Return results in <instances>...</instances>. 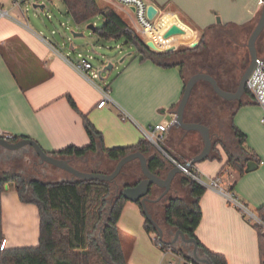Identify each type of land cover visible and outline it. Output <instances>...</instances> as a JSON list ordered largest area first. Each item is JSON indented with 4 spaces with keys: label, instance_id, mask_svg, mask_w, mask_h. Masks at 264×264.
I'll return each mask as SVG.
<instances>
[{
    "label": "crops",
    "instance_id": "0c3cea01",
    "mask_svg": "<svg viewBox=\"0 0 264 264\" xmlns=\"http://www.w3.org/2000/svg\"><path fill=\"white\" fill-rule=\"evenodd\" d=\"M146 1L158 10L156 23L147 32L148 37L138 34L147 46L152 43L158 51L186 48L183 43L190 35H199L201 39L202 36L218 34L228 27H253L263 2ZM0 6L8 9L10 15L17 19L0 18V128L4 133L19 139H32L44 151L51 153L70 145L80 148L90 144L82 114L102 134L103 144L107 148L134 145L142 137L143 129L172 119L184 88V75L180 72V67H164L150 60L140 61L136 52L121 69L116 68L118 71L110 81L96 83L74 70L63 58L67 55H62L59 51L62 55L59 56L47 44L45 46L35 39L33 34L36 33L24 25L21 10L13 7L11 0H0ZM115 11L128 22L122 12ZM174 24L183 33L164 37V32ZM122 58L125 61L126 57ZM98 78L103 80L102 76ZM104 89H109L112 102L99 108L97 104L103 97ZM68 97L72 98L76 109L70 105ZM242 101L244 104L236 110L233 123L246 135L247 149L256 155L257 161H253L258 166L239 174L231 166L225 165L227 151L224 147L225 153L221 161L208 158L195 164L205 178H202L203 181L207 183L199 199L201 219L195 235L209 251L224 255L227 264H263L258 250V233L253 224L217 187L209 184L210 179L219 178V186L229 189L232 186V194L255 213L264 206V122L261 121L264 111L246 96ZM120 109L128 114L129 119L121 118ZM184 138L182 136L181 140ZM231 138L234 141L232 134ZM179 143L180 141L174 146L177 158H188L192 151H183L178 146ZM31 151L33 152L32 149ZM67 159L73 165H85L89 169L96 168L106 173L116 164L99 147L83 158ZM110 162L113 163L108 170ZM39 165L40 163L38 167ZM171 166V163H166L161 170L162 175ZM225 168L229 181L223 185L221 172ZM128 170L138 173L135 163L129 165ZM233 173L239 174L236 180L233 179ZM181 175L174 178L179 185ZM124 177L119 180L123 182ZM7 185L8 188H4L1 194L4 248L36 246L39 238L37 207L20 201L14 183ZM183 188L187 190L188 197L189 189ZM171 190L170 195L178 196V191ZM152 192L155 197L160 190L152 189ZM155 207L154 205L152 209L156 210ZM6 211H10L11 223L17 225V229L5 226L3 221ZM144 222L145 217L139 204L127 201L118 220L120 242L127 263L166 264V255L154 243V236L146 232ZM160 227L163 229L164 241H170L174 232L164 224L162 218ZM176 244L185 251L190 248L188 243L180 240Z\"/></svg>",
    "mask_w": 264,
    "mask_h": 264
},
{
    "label": "trees",
    "instance_id": "16d2710c",
    "mask_svg": "<svg viewBox=\"0 0 264 264\" xmlns=\"http://www.w3.org/2000/svg\"><path fill=\"white\" fill-rule=\"evenodd\" d=\"M61 1L67 14L77 23L100 15L103 24L100 27H95L94 33L101 39H122L125 44L132 45L139 54L140 61L150 60L164 67H180V72L184 75V84L186 82L187 58L192 53H199L204 50V36L191 48H178L168 51L153 50L144 43L142 37L113 8L106 5L100 6L97 0ZM218 34H222V32L219 31ZM256 49L258 56L261 54L263 56L260 57L264 58V46L260 48L257 41ZM214 56L212 59L209 57L204 60L202 68L196 71L208 72L216 79L220 87L225 90H233L238 82L236 83L232 67L229 68L228 62L222 60L218 55ZM245 96L254 101L247 91ZM68 101L76 109L71 97H68ZM209 101L227 105L226 100L218 97L206 82L199 81L191 93L185 109L184 120L207 125L213 141L212 152L208 158L220 159L216 147L222 145L227 151L225 165H229L239 174H243L246 160L257 161L256 155L246 147V135L233 123L236 110L243 106L244 102L242 99L236 101L231 110L229 126L234 139L231 150L223 144L222 140L218 139V133H212L209 123L212 117ZM81 116L90 144L80 148L70 145L58 151L47 152L48 154L60 158H83L88 152H95L99 147L109 160L117 162L131 152L140 151L148 158L149 170L162 175L161 170L168 162L155 149H152L153 146L148 140L141 137L134 145L107 148L103 144L102 134L93 126L86 115L82 114ZM18 139L19 137L15 136L10 141ZM184 141L182 139L180 143L185 144ZM197 153L198 151H193L188 158ZM175 158L182 161V158H177V156ZM132 163L133 161L127 163L123 169ZM122 177H124L123 182L119 180ZM137 178L136 173H129L128 175L120 173L115 182H106L79 180L70 174L69 178L44 180L38 176H25L20 172L1 171L0 245L3 240L1 194L4 191V186L8 183H14L20 201L34 204L37 207L39 238L36 246L0 249V264H128L118 231V220L124 204L128 201L121 195V190L123 187L136 184ZM116 183L119 185L117 195ZM180 184L189 189L188 197L168 195L160 214L155 217L152 213L153 217L159 225L162 218L164 224L173 232L180 230L186 238H194L198 244V255L207 258L211 264H227L224 255L209 251L198 241L195 235V229L201 219L199 199L206 189L205 186L184 174L180 177ZM232 189L231 186L230 190ZM149 193L152 195V188ZM138 204L142 209L140 203ZM153 206L154 204L148 205L151 212H153L151 209ZM256 214L264 221V206L256 210ZM144 227L149 235L154 236L153 241L156 245L158 242L168 245L167 242L159 240L156 228L146 219ZM253 227L258 233L259 256L264 264V234L259 226L253 224ZM171 246L183 257L192 259L196 264H203L193 258L192 244H189L190 248L187 251L177 246L176 243Z\"/></svg>",
    "mask_w": 264,
    "mask_h": 264
},
{
    "label": "rangeland",
    "instance_id": "374dc122",
    "mask_svg": "<svg viewBox=\"0 0 264 264\" xmlns=\"http://www.w3.org/2000/svg\"><path fill=\"white\" fill-rule=\"evenodd\" d=\"M97 1L100 6L106 5L112 8V6L106 2H103L101 0ZM42 3H44L45 5L43 9L34 8L31 4H27L26 6L22 7L24 14H22L21 17L23 19L24 25L28 26L34 33H36V35L33 34V36L41 44L46 46V43L41 39L43 38L51 45L56 47L58 51L62 53V55H67L72 59L74 57H77V55L81 53L89 57V60L93 65V69L96 72L103 69V67L109 62L112 63L113 69L111 71H103L101 73L103 80H100V78L98 77H92V75H90L92 77V81L99 84L110 81L118 71V69L116 68L121 69L123 64L126 63L130 59V57L136 53V49L130 44H125L122 39H101L87 28L89 24L94 25V27H100L103 24V19L100 15L94 16L87 21L77 23L69 14H67L66 8L61 0H44V2H40V4ZM26 8L27 11H25ZM253 27H228L226 30L221 31L222 34L204 36V50L199 53H192L186 60V80L193 74V72L202 68V63L204 62V60L209 57L212 59L215 57L214 55H218L220 58H222V60L228 62L229 68L232 67L233 75L237 83L242 72L249 64V54L246 44ZM72 32L82 33L83 36L74 37L72 35ZM262 33L260 34V36H262H259L260 38L257 40V44L260 48L264 46V32ZM199 39V35H190L185 40L183 45L186 48L194 47L198 43ZM71 44L73 45V48L70 47ZM150 48L157 51L159 50L155 46H151ZM129 53H131V55L128 56L127 54ZM260 56L263 55L260 54ZM122 57H126L125 61L123 62L120 61ZM235 88L236 87H234V89ZM209 106L211 108L210 110L212 116L209 121L212 133H218V136L221 138L223 144L232 150V132L229 126L231 109L226 104L223 105L222 103L219 104L210 101ZM235 115L236 113L234 114V116ZM182 136L185 137V144L181 142L179 146H181L183 151L189 152V150H191L192 152H199L201 150L202 140L197 132H185L184 130L175 126L169 132L167 141L164 145L165 149L170 155L175 157L177 156L174 152V146L181 140ZM222 147V145L220 147H217V153L220 159H215L216 161H221L222 157L224 156L223 153H225V151ZM246 147H248L247 144ZM152 149L155 148L153 147ZM38 163H40L39 158L31 151V148L29 146H24L18 150L13 151L0 147V172L3 170L20 172L25 176H38L43 178L44 180H60L70 177L69 173L57 169L49 164L46 165L40 163L38 167ZM112 163L113 162H110V165L107 166L108 170L110 166H112ZM133 163H135L138 167V177H141L142 175L139 170L137 160H134ZM74 167L82 171H89V168L85 165L81 166L75 164ZM122 173L128 175L129 173H131V171H129L128 167H126L122 170ZM235 174L237 175V173L232 174L234 180H236L239 176L238 174L236 177H234ZM221 175L223 178L221 180V183L224 185V182L229 181L226 168L222 170ZM171 187L172 192L174 190L178 191V196L184 198L187 197V190L179 185L177 179H174ZM3 222L8 228L14 227V229H17L18 227L17 225L11 223L10 211H6L5 221ZM165 255L166 264H168V262L173 259V256L169 253Z\"/></svg>",
    "mask_w": 264,
    "mask_h": 264
},
{
    "label": "water",
    "instance_id": "95a60500",
    "mask_svg": "<svg viewBox=\"0 0 264 264\" xmlns=\"http://www.w3.org/2000/svg\"><path fill=\"white\" fill-rule=\"evenodd\" d=\"M33 7L43 9L44 4H34ZM132 10H134L133 7H132ZM157 12L158 10L156 9L154 5L149 4L147 6L146 15L149 20H153ZM87 28L92 33H94L95 31L94 25L89 24ZM263 30H264V0L262 2V7L260 10L258 19L249 34L247 44H246V47L248 49V54H249V64L246 66V68L242 72L238 80L236 89L234 91H228L220 87L216 79L212 75L206 72L194 73L186 80L181 98L174 112L176 126L184 130L185 132H190V131L197 132L200 135L201 140H202V148L197 154L188 158L187 161L183 163L181 166H175V165L171 166L164 176L151 172L149 170L147 166L148 158L140 151H134V152H131L123 156L116 162L114 168L109 173H105V172H100V171L79 170L76 167H74L72 164H70L69 159L55 157V156L48 154L38 145L36 141L29 139V138H21L16 141H10L4 138H0V147L13 151V150H18L24 146H29L33 150L34 154L39 158L40 162L49 164L51 166L56 167L57 169L63 170L71 174L74 178H77L79 180H99V181H106V182H115L119 174L122 173L123 167L129 162L137 160L139 168H140V172L142 175V179L134 185L123 187L121 190V195L128 201L140 203V205L142 206V212L144 214L145 219L154 225V227L157 230V236L159 240L164 241L163 229L160 227V225L157 223V221L153 217V214L150 211L148 205L157 203L160 201V199L168 195L174 178L177 175L183 174L184 171L190 169L192 165H195L196 163H199L207 159L210 156L212 152V148H213L212 135L207 125L201 122H188L184 120L185 109L191 97V93L195 85L199 81H203V82H206L210 86L212 91L218 97L224 100H227V101L241 100L246 95V91H245L246 79L248 75L251 73L256 63V58L258 56L257 49H256V41L258 37L260 36V34L263 32ZM179 33H183V30L174 24V25H171L164 32V37H168L172 34H179ZM72 35L74 37L83 36L82 33H76V32H72ZM149 46H152V44L149 43ZM70 47L73 48V45L71 44ZM120 61H123V58L120 59ZM112 67H113L112 63L109 62L107 65L103 67V69L98 71L97 73L98 77L101 76V73L103 71H111ZM257 166L258 164L255 161L246 160L244 171L249 172L255 169ZM152 186L162 189L161 193L156 198L150 197L149 192ZM4 188L7 189L8 185L6 184ZM118 193H119V190L117 189L116 195ZM179 240L184 243L192 244V255L196 261L203 263V264H211L207 258L200 257L198 255L197 241L194 238H186L184 233L180 230H175L173 233L172 239L170 241H167V243L172 245L178 242Z\"/></svg>",
    "mask_w": 264,
    "mask_h": 264
},
{
    "label": "built area",
    "instance_id": "2783aa9c",
    "mask_svg": "<svg viewBox=\"0 0 264 264\" xmlns=\"http://www.w3.org/2000/svg\"><path fill=\"white\" fill-rule=\"evenodd\" d=\"M112 6L113 9L122 12L128 21L127 23L137 32L148 37L147 29L155 25L156 17L153 20H149L146 15V9L149 3L146 0H101ZM44 0H11V5L15 8L21 10V14H24L22 9L23 6L27 4H40ZM44 4V3H42ZM45 7V5H44ZM132 7L134 10H132ZM27 11V8L25 9ZM158 13V12H157ZM6 17L13 20H16L12 15H10L8 9L0 6V18ZM28 27V26H27ZM50 48V50L62 56L56 47L51 45L45 39L41 38ZM64 60L77 72L84 75L88 79L92 77H97L96 71L93 69V65L89 60V57L79 53L75 60H71L68 56H63ZM92 75V77L90 76ZM245 91L248 92L255 101L264 111V58L257 56L256 63L248 75L245 83ZM102 99L98 102L97 107L101 108L109 102H112V99L109 95V89L103 90ZM121 118L129 119L128 114L120 109ZM264 122V117L261 119ZM176 126L175 115L170 121H165L162 123H155L149 125L146 129L142 130V137L148 140L152 146L158 151V153L166 159L169 163L175 166H181L187 161L186 158H183L182 161L176 159L168 153L165 149V142L167 139L168 132L171 128ZM0 138L10 140L13 138L12 135L4 133L0 128ZM184 175L198 181L204 186L207 185L202 179L200 172L196 169L195 165H192L190 169L184 171ZM219 178L210 179V185L217 187L221 191L228 201L236 207L240 213L252 224H255L260 227L261 232L264 234V221L259 218V216L251 211L246 204H244L240 199L235 197L231 190L219 186ZM157 247L164 254H171L173 259L170 261V264H196L192 259L183 257L179 252L175 251L173 247L168 244L165 245L162 242L157 243ZM0 249H4V240L1 241Z\"/></svg>",
    "mask_w": 264,
    "mask_h": 264
},
{
    "label": "flooded vegetation",
    "instance_id": "af4514ba",
    "mask_svg": "<svg viewBox=\"0 0 264 264\" xmlns=\"http://www.w3.org/2000/svg\"><path fill=\"white\" fill-rule=\"evenodd\" d=\"M197 72H201V71H195V72H193V73H197ZM206 73H208V72H206ZM236 89V88H235ZM234 89V90H235ZM234 90H228V91H234ZM226 103H227V105H228V107L232 110V108H233V106L235 105V103H236V101H227L226 100ZM218 139H220L221 140V138L219 137ZM69 162H70V164H72L71 163V161L69 160ZM41 164H45V163H42V162H40ZM73 165V164H72ZM74 166V165H73ZM89 171H98L96 168H91V169H89ZM162 176H164V175H162ZM142 179V176L141 177H138L137 178V182H139L140 180ZM115 187H116V190L118 189L119 190V185L116 183V185H115ZM152 189H159L160 190V192L154 197L153 195H151L150 194V197L151 198H156L160 193H161V191H162V189H160V188H158V187H155V186H152ZM168 195H170V192L168 193ZM168 195H166L165 197H163L162 199H160V201L159 202H157V203H155L154 205L156 206L155 208H156V210L155 209H152V213L154 214V216L155 217H157V215L158 214H160V212H161V208H162V206L165 204V202H166V200H167V198H168Z\"/></svg>",
    "mask_w": 264,
    "mask_h": 264
},
{
    "label": "bare ground",
    "instance_id": "6f19581e",
    "mask_svg": "<svg viewBox=\"0 0 264 264\" xmlns=\"http://www.w3.org/2000/svg\"><path fill=\"white\" fill-rule=\"evenodd\" d=\"M151 30H152V27L148 28V29H147V32H149V31H151Z\"/></svg>",
    "mask_w": 264,
    "mask_h": 264
}]
</instances>
